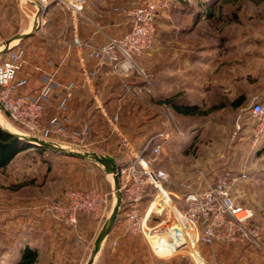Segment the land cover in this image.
Wrapping results in <instances>:
<instances>
[{
  "label": "rangeland",
  "instance_id": "374dc122",
  "mask_svg": "<svg viewBox=\"0 0 264 264\" xmlns=\"http://www.w3.org/2000/svg\"><path fill=\"white\" fill-rule=\"evenodd\" d=\"M137 1L84 0L80 18L88 17L104 26L108 35L120 36L129 28L124 10ZM33 13L35 8L27 0H0V43L28 27ZM52 13H57L56 8ZM154 38L150 50L133 57L135 67L128 76L140 90L129 96L130 108L115 115L118 127L106 119L97 127V135L114 142L79 148L46 140L70 150L103 152L127 151L122 138H137L136 151L142 149L153 167L165 169L171 183L164 186L180 194L185 192L178 183L197 181L202 174L211 182L224 171L234 176L244 173L233 194L241 206L253 211L256 241L199 249L205 264H264V134L253 141L256 118L251 113V105L264 91V0H174L168 11L158 15ZM4 60L5 54L0 56V62ZM172 103L196 109L180 114ZM163 104L173 122L161 154L153 157L151 145L146 144L164 128ZM2 116L17 133L26 134L21 125ZM91 186L113 190L103 166L92 160L33 148L18 154L0 171V264L17 261L26 245L37 249L36 264L60 263L57 254L70 249H63L55 235L49 221L55 219L48 207L62 201L67 189ZM111 200L114 205V194ZM133 244L136 249H130V259L143 264L146 248L140 240ZM92 247L93 243L81 264L87 263ZM160 259L159 264H198L184 253Z\"/></svg>",
  "mask_w": 264,
  "mask_h": 264
},
{
  "label": "built area",
  "instance_id": "2783aa9c",
  "mask_svg": "<svg viewBox=\"0 0 264 264\" xmlns=\"http://www.w3.org/2000/svg\"><path fill=\"white\" fill-rule=\"evenodd\" d=\"M33 1L45 12L49 3L54 1L70 13L74 26L82 15L84 4V0ZM173 3L174 0L137 1L124 10L128 17V30L120 36H109L105 43L93 47L89 57L101 65L110 66L111 73L127 77L135 67L133 57L151 49L158 15L168 11ZM20 64L18 53L10 54V59L0 62V114L21 125L28 135L52 138L79 148L87 147V127L70 131L56 119L48 127L41 123L45 93L64 87L56 78V72L43 73L39 93H14L16 86L21 84L14 83ZM127 89L131 94H138L140 90L130 86ZM162 108L164 128L150 137L146 144L151 145L153 157L161 154L163 141L169 137L168 125L173 122L167 106L163 104ZM251 113L256 118L252 129L255 142L264 134V91L262 98L251 105ZM176 130L182 135L177 126ZM122 140L127 144L125 138ZM117 164L122 193L120 211L125 229L131 235H140L154 256L170 258L184 253L195 257L198 264H205L199 249L201 245L212 247L215 243L256 241L253 211L241 206L233 194L235 182L244 178V173L234 176L230 171H224L211 182L202 174L197 181L178 183L185 192L180 194L164 186V183H171L169 173L163 168L153 167L143 152L134 151L127 163ZM109 194L95 186L70 188L64 192L63 200L52 203L48 210L57 222L77 231L79 213L89 215L99 224L106 221L112 210ZM76 241L82 243V236L77 235ZM210 264L217 263L213 261Z\"/></svg>",
  "mask_w": 264,
  "mask_h": 264
},
{
  "label": "crops",
  "instance_id": "0c3cea01",
  "mask_svg": "<svg viewBox=\"0 0 264 264\" xmlns=\"http://www.w3.org/2000/svg\"><path fill=\"white\" fill-rule=\"evenodd\" d=\"M55 8L57 13L53 14L52 10ZM41 17L42 21L35 33L19 41L5 54L4 61L10 59V54H20L21 64L14 83L21 84L16 86L14 93H39L43 73L55 71L60 84L67 88L50 89L45 93L42 125L48 127L55 119L62 121L70 131H80L91 125L92 132L86 139L91 148L95 144L103 146L114 142L109 137L97 135V127L99 123L104 124L105 119L112 123L108 113H113L115 117L117 112L130 108L126 103L131 95L127 88L136 86H133L132 76L113 74L110 66L101 65L96 59L89 57L90 50L105 43L110 35L104 31V26L88 17L85 21L79 16L74 26L70 13L56 3L50 5ZM28 29L29 26L18 33ZM154 42L155 38L152 45ZM125 140L127 144H123L127 151H94L113 156L116 163H127L136 151L137 138L130 140L125 137ZM105 177L111 189L112 180L106 173ZM105 192L111 194L109 191ZM77 219V231L56 220H49L55 227V235L61 239L63 249H70L57 254L60 262L57 264H81L103 225L84 213H79ZM77 235L82 236V243H77ZM133 240H140L148 252L147 257L142 259L143 264H159L163 261L152 254L140 235H131L126 231L122 215L103 241L93 264H135L133 258L130 259V249H136Z\"/></svg>",
  "mask_w": 264,
  "mask_h": 264
},
{
  "label": "water",
  "instance_id": "95a60500",
  "mask_svg": "<svg viewBox=\"0 0 264 264\" xmlns=\"http://www.w3.org/2000/svg\"><path fill=\"white\" fill-rule=\"evenodd\" d=\"M27 1H29L35 8V13H33L31 17V23L29 25V29L25 32L17 33L13 35L12 37H10L9 39L1 42L0 43V56L8 53L19 43V41L23 40L24 38L28 36L33 35L35 31L39 28L40 17L42 14H44L45 11H42L40 5L36 3L35 1L33 0H27ZM0 125L5 130L15 134L16 136L20 137L21 139L27 141L29 144L34 145L36 147H42L49 151L61 153L66 156L92 160L98 164H101L104 168L105 173L109 175L110 177H112L115 201H114V205L112 207L109 217L103 223L99 233L97 234L93 242L92 251L86 263V264H93L96 254L100 250V247L103 241L105 240L106 236L108 235V233L110 232L111 228L113 227L116 221V218L119 213L120 206H121L122 193L119 189L120 184H119V177L117 175L118 164L116 163L115 158L111 155L98 154L93 151L92 152H86V151L81 152L77 150L66 149L60 145L47 141L46 139H42V138L32 136V135H26L24 133H17V132L11 131L8 128H6L5 119L1 114H0Z\"/></svg>",
  "mask_w": 264,
  "mask_h": 264
},
{
  "label": "trees",
  "instance_id": "16d2710c",
  "mask_svg": "<svg viewBox=\"0 0 264 264\" xmlns=\"http://www.w3.org/2000/svg\"><path fill=\"white\" fill-rule=\"evenodd\" d=\"M240 101V99H239ZM172 108L180 114H189L191 110L196 109L195 106H189V107H181L179 105H176L172 103ZM110 118L112 119L113 123L118 127V123L115 120L114 114L113 113H108ZM92 132V126L89 125L87 127V132H86V138L89 137V135ZM131 140V139H130ZM35 149L40 153L43 152H51L57 155L61 156H66L61 153L49 151L47 149H44L42 147H36L34 145L29 144L27 141L21 139L20 137L16 136L15 134L5 130L3 127L0 125V171L4 170L12 161L13 159L20 154L21 152L27 151L29 149ZM111 152H114L113 150H110ZM139 152H143V150H139ZM144 154V152H143ZM71 157V156H68ZM75 158V157H74ZM110 200H111V194H110ZM120 210L119 213L120 214ZM118 219V216L116 218V221ZM115 221V222H116ZM38 261V251L36 248H32L29 245H26L22 248L20 252V257L17 261L11 262L9 264H36Z\"/></svg>",
  "mask_w": 264,
  "mask_h": 264
},
{
  "label": "bare ground",
  "instance_id": "6f19581e",
  "mask_svg": "<svg viewBox=\"0 0 264 264\" xmlns=\"http://www.w3.org/2000/svg\"><path fill=\"white\" fill-rule=\"evenodd\" d=\"M5 126H6V128H8L9 130H11V131H14V132H16L17 130L10 124V123H8V122H5Z\"/></svg>",
  "mask_w": 264,
  "mask_h": 264
}]
</instances>
